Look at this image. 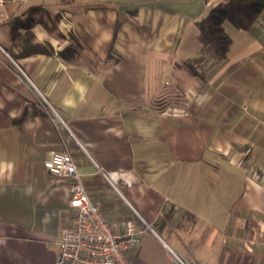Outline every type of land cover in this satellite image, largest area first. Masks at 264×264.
Segmentation results:
<instances>
[{
  "label": "crops",
  "instance_id": "1",
  "mask_svg": "<svg viewBox=\"0 0 264 264\" xmlns=\"http://www.w3.org/2000/svg\"><path fill=\"white\" fill-rule=\"evenodd\" d=\"M227 1L5 0L0 48L17 67L0 49V264H56L74 219L51 150L72 155L119 232L144 229L132 264H174L169 249L264 264V7L248 30L223 23L224 59L205 56L197 21ZM165 88L204 96L169 113L153 101ZM89 157L132 178L117 194Z\"/></svg>",
  "mask_w": 264,
  "mask_h": 264
},
{
  "label": "built area",
  "instance_id": "2",
  "mask_svg": "<svg viewBox=\"0 0 264 264\" xmlns=\"http://www.w3.org/2000/svg\"><path fill=\"white\" fill-rule=\"evenodd\" d=\"M4 3L5 0H0V7ZM6 56L17 67L14 60L7 54ZM40 96L53 118L60 122L55 110L41 94ZM89 159L95 164L103 180L117 194L119 180L123 177L132 178L125 171H104L90 157ZM43 165L50 174L66 178L70 182L67 205L74 220L63 225L60 230L56 264H132L139 235L144 229L137 227L134 220H128L123 232L117 230V225L108 218L101 203L89 196L76 162L68 151H49ZM132 210L142 221L138 213ZM168 256L174 264H188L185 258L172 249H169Z\"/></svg>",
  "mask_w": 264,
  "mask_h": 264
},
{
  "label": "trees",
  "instance_id": "3",
  "mask_svg": "<svg viewBox=\"0 0 264 264\" xmlns=\"http://www.w3.org/2000/svg\"><path fill=\"white\" fill-rule=\"evenodd\" d=\"M264 7V0H228L206 11L197 21L200 40L203 44L202 53H208L216 59H224L227 55L231 39L225 32V21L237 29L248 30ZM18 19V18H17ZM41 50L38 44L31 45L24 53ZM186 67L191 74H197L193 64L188 61Z\"/></svg>",
  "mask_w": 264,
  "mask_h": 264
},
{
  "label": "rangeland",
  "instance_id": "4",
  "mask_svg": "<svg viewBox=\"0 0 264 264\" xmlns=\"http://www.w3.org/2000/svg\"><path fill=\"white\" fill-rule=\"evenodd\" d=\"M207 55L208 54L206 53L205 56H207ZM204 64L205 63L202 64L204 66V67H202L203 71H205L204 70V68H205ZM204 85L206 87L208 86V84H204ZM201 95L202 94L198 90H196L195 92L189 91L187 94V91L185 90V92H184L183 89L182 90H176V89L170 90L168 88H165L160 92L159 95L153 96V101L157 102L160 105L161 109L165 110L169 106L170 109L166 110L167 112L177 113L178 110H176V109H180L177 107L178 104L181 105V104H183L184 101H188V100L191 102L197 100L199 102L201 100V98H203L204 93H203L202 97H201ZM173 106H175L176 109L172 108ZM262 161L264 162V159ZM254 168L256 169V166H254Z\"/></svg>",
  "mask_w": 264,
  "mask_h": 264
}]
</instances>
